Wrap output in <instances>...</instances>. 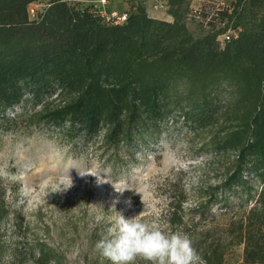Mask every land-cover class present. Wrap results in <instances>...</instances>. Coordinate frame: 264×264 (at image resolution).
<instances>
[{
	"label": "trees",
	"instance_id": "trees-1",
	"mask_svg": "<svg viewBox=\"0 0 264 264\" xmlns=\"http://www.w3.org/2000/svg\"><path fill=\"white\" fill-rule=\"evenodd\" d=\"M221 1L211 15H191L209 27L194 36L191 0H165L170 22L129 0L117 24L80 2L49 0L31 18L38 0H0V117L81 144L113 176L181 119L212 157L232 159L217 182L195 189L197 219L186 220V189L168 186L167 228L188 233L203 264H225L236 246L239 264H264V0ZM24 101L29 113L7 116ZM7 190L0 181V223L11 214ZM7 255L10 264H62L43 241L7 250L0 236V264Z\"/></svg>",
	"mask_w": 264,
	"mask_h": 264
},
{
	"label": "rangeland",
	"instance_id": "rangeland-1",
	"mask_svg": "<svg viewBox=\"0 0 264 264\" xmlns=\"http://www.w3.org/2000/svg\"><path fill=\"white\" fill-rule=\"evenodd\" d=\"M48 1L38 0L33 8L41 10ZM70 1L94 5L97 0ZM136 1L142 2L148 16L172 21L167 7H155L151 0ZM130 6L129 0H108L107 10L131 12ZM217 6L218 0H191V7L204 14L211 15ZM212 24L220 28L225 21L214 19ZM186 26L194 36L209 28L205 21L190 15ZM31 110L30 103L24 101L7 116ZM200 142L181 119L169 122L150 148L138 154L129 171L113 176L97 155H86L81 144L75 143L73 148L43 127L26 129L19 121L9 124L0 117V181L8 187L6 202L11 211L0 223L1 240L7 250L43 241L59 254L62 264H110L95 246L107 236L119 213L125 218L138 215L145 222H155L166 233L179 231L188 235L180 229L171 231L165 224L168 186L179 182L186 189V220L197 219L191 210L196 201L195 189L217 182L232 159L231 154L212 157ZM89 170L103 174L111 183L98 185L94 176L79 175ZM70 178L72 185L68 188ZM112 183L129 189L119 195ZM117 197L120 202L114 208L112 201ZM128 200L131 207L125 203ZM241 253L240 246L233 247L225 256V264H239ZM141 263L148 264L140 258L135 262ZM4 264H10L8 255Z\"/></svg>",
	"mask_w": 264,
	"mask_h": 264
},
{
	"label": "clouds",
	"instance_id": "clouds-1",
	"mask_svg": "<svg viewBox=\"0 0 264 264\" xmlns=\"http://www.w3.org/2000/svg\"><path fill=\"white\" fill-rule=\"evenodd\" d=\"M81 177L91 175L98 185L109 182L96 171H80ZM72 180L69 179L68 188ZM114 191L122 195L127 186L113 184ZM117 197L112 205L119 203ZM131 207V200L125 201ZM99 255L110 264H135L138 258L148 264H201V257L190 237L182 232L166 233L155 222H145L140 216L125 218L118 214L106 237L96 243Z\"/></svg>",
	"mask_w": 264,
	"mask_h": 264
},
{
	"label": "built area",
	"instance_id": "built-area-1",
	"mask_svg": "<svg viewBox=\"0 0 264 264\" xmlns=\"http://www.w3.org/2000/svg\"><path fill=\"white\" fill-rule=\"evenodd\" d=\"M151 1L155 7L162 9L166 8L165 0H151ZM205 1L210 3L213 2V0H205ZM218 3H220V5H223V1L220 2V0H218ZM107 4H108V0H97L96 2H94V5L91 6L95 11H97L102 16L104 21H106L107 23L117 24V23H122L126 20L127 11H122L121 13L115 11H108ZM197 10L198 9L196 8H192L190 16L193 13H196ZM28 11L30 16H34L35 9L33 8V5L29 6ZM232 35H233L232 33H226L220 37V41L221 42L227 41L231 38Z\"/></svg>",
	"mask_w": 264,
	"mask_h": 264
},
{
	"label": "crops",
	"instance_id": "crops-1",
	"mask_svg": "<svg viewBox=\"0 0 264 264\" xmlns=\"http://www.w3.org/2000/svg\"><path fill=\"white\" fill-rule=\"evenodd\" d=\"M92 1H95V0H92Z\"/></svg>",
	"mask_w": 264,
	"mask_h": 264
}]
</instances>
